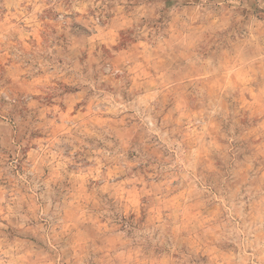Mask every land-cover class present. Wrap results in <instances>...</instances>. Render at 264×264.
I'll return each mask as SVG.
<instances>
[{
    "label": "rangeland",
    "instance_id": "1",
    "mask_svg": "<svg viewBox=\"0 0 264 264\" xmlns=\"http://www.w3.org/2000/svg\"><path fill=\"white\" fill-rule=\"evenodd\" d=\"M0 264H264V0H0Z\"/></svg>",
    "mask_w": 264,
    "mask_h": 264
}]
</instances>
